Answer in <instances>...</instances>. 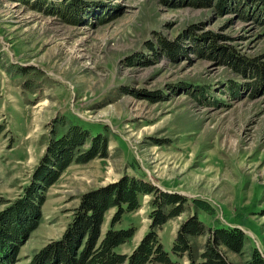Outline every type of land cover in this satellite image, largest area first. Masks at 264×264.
<instances>
[{
	"label": "rangeland",
	"instance_id": "1",
	"mask_svg": "<svg viewBox=\"0 0 264 264\" xmlns=\"http://www.w3.org/2000/svg\"><path fill=\"white\" fill-rule=\"evenodd\" d=\"M35 1L0 0V211L23 193L51 132L77 124L107 144L46 189L14 264L62 236L83 193L124 175L186 197L157 230L172 264H189L172 244L193 213L243 231L240 252L220 246L229 264L254 248L264 256V0L221 11L218 0H83L73 20L58 10L68 0ZM151 200L140 195L113 225L135 228L117 252L148 231ZM206 236L190 238L194 255Z\"/></svg>",
	"mask_w": 264,
	"mask_h": 264
},
{
	"label": "trees",
	"instance_id": "2",
	"mask_svg": "<svg viewBox=\"0 0 264 264\" xmlns=\"http://www.w3.org/2000/svg\"><path fill=\"white\" fill-rule=\"evenodd\" d=\"M43 5V0H36ZM166 1V0H165ZM232 0H218L221 11ZM68 0L58 5L62 14L77 16L83 0ZM82 4H81V3ZM86 3V2H85ZM192 3H210V0H192ZM62 5V7L60 6ZM88 6L87 4H85ZM90 9V6H88ZM168 47L169 44L165 42ZM167 50V48H165ZM239 70L248 67L240 65ZM3 127L0 125V133ZM106 138L102 133L92 135L77 124L69 125L64 132H51L46 149L34 168L29 183L19 198L0 211V264H14L20 241L33 230L39 218V206L43 193L72 163H86L95 156L106 155ZM152 194V210L148 231L129 253H119L115 248L133 236L135 228L115 229L121 215L139 207V196ZM186 197L175 192H166L151 182L135 176L124 175L117 181L82 194L78 207L67 224L62 236L37 251L26 264H172L168 253L161 245L157 230L170 218L181 215ZM116 207L110 227L101 236L100 228L104 213ZM207 235L203 251L194 255L190 238ZM244 233L237 227H210L191 214L177 229L172 252L187 255L189 264H229L220 246L240 252ZM244 264H264V256L254 248Z\"/></svg>",
	"mask_w": 264,
	"mask_h": 264
}]
</instances>
